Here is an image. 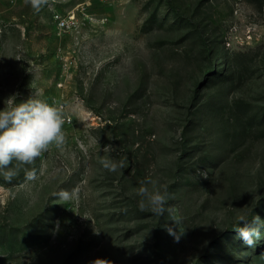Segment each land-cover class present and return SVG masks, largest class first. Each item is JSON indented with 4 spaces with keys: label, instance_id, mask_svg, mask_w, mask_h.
<instances>
[{
    "label": "rangeland",
    "instance_id": "rangeland-1",
    "mask_svg": "<svg viewBox=\"0 0 264 264\" xmlns=\"http://www.w3.org/2000/svg\"><path fill=\"white\" fill-rule=\"evenodd\" d=\"M30 98L63 106L66 143L0 171V264H264V227L234 230L264 221V0H0V110Z\"/></svg>",
    "mask_w": 264,
    "mask_h": 264
},
{
    "label": "clouds",
    "instance_id": "clouds-1",
    "mask_svg": "<svg viewBox=\"0 0 264 264\" xmlns=\"http://www.w3.org/2000/svg\"><path fill=\"white\" fill-rule=\"evenodd\" d=\"M24 2L26 5L30 4L36 12L49 4V0H24ZM64 124L63 106H53L36 98L0 110V171L3 172L4 179L10 183L17 175L16 170L10 167L13 161L17 162V167L31 165L51 146L61 149L66 143ZM104 150L109 152V156L100 159L103 168L110 172L124 168L123 160L116 161L111 158V152L115 150L112 146H105ZM36 176L35 168L25 169L26 181L34 180ZM157 183L151 178L140 181V187L137 189V195L141 198L138 207L141 211L149 210L158 217L167 213L173 225H165V230L178 240L184 234V230L180 228L182 217L176 215L175 209L168 204L172 197L167 186H163L161 190L157 187ZM78 194V188H73L71 191L62 188L53 193V196L61 201H69L78 198ZM238 223L243 226L234 229L238 233L237 238L242 240L244 245L255 247L256 242L261 238L260 229L264 227V221L258 215L251 218L240 215ZM94 264H113V262L97 259Z\"/></svg>",
    "mask_w": 264,
    "mask_h": 264
},
{
    "label": "built area",
    "instance_id": "built-area-1",
    "mask_svg": "<svg viewBox=\"0 0 264 264\" xmlns=\"http://www.w3.org/2000/svg\"><path fill=\"white\" fill-rule=\"evenodd\" d=\"M73 18V17H72ZM59 24L61 25V26H67V25H69L70 24V21H69V19L67 20L66 18H63V19H61L60 21H59Z\"/></svg>",
    "mask_w": 264,
    "mask_h": 264
}]
</instances>
